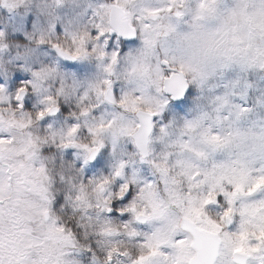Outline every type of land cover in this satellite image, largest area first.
Returning a JSON list of instances; mask_svg holds the SVG:
<instances>
[{"label":"clouds","instance_id":"obj_1","mask_svg":"<svg viewBox=\"0 0 264 264\" xmlns=\"http://www.w3.org/2000/svg\"><path fill=\"white\" fill-rule=\"evenodd\" d=\"M0 264H264V0H0Z\"/></svg>","mask_w":264,"mask_h":264}]
</instances>
